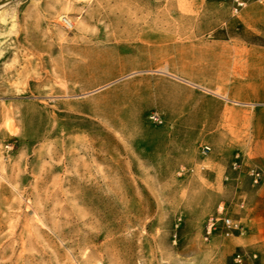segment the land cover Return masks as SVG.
Masks as SVG:
<instances>
[{"label":"rangeland","instance_id":"374dc122","mask_svg":"<svg viewBox=\"0 0 264 264\" xmlns=\"http://www.w3.org/2000/svg\"><path fill=\"white\" fill-rule=\"evenodd\" d=\"M241 15L0 0V264H264L252 114L212 91ZM220 206L241 233L206 236Z\"/></svg>","mask_w":264,"mask_h":264},{"label":"crops","instance_id":"0c3cea01","mask_svg":"<svg viewBox=\"0 0 264 264\" xmlns=\"http://www.w3.org/2000/svg\"><path fill=\"white\" fill-rule=\"evenodd\" d=\"M241 17L242 34L235 32L228 38L213 41L212 91L243 101L244 109L252 114L251 135L256 142L250 153L257 159L255 161L263 163L264 0H248V7ZM260 194L264 199V183Z\"/></svg>","mask_w":264,"mask_h":264},{"label":"built area","instance_id":"2783aa9c","mask_svg":"<svg viewBox=\"0 0 264 264\" xmlns=\"http://www.w3.org/2000/svg\"><path fill=\"white\" fill-rule=\"evenodd\" d=\"M232 6V13L234 16L240 15L248 6L247 0H225ZM62 23L67 29L73 28V23L67 17H63ZM240 167L236 162L233 166L234 170ZM249 175L252 178L255 186H261L264 181V172L257 168H250ZM242 224L225 213L223 206H220L217 214L210 217L206 226V236L211 237L215 232L220 231L225 237L230 238L242 232ZM241 260V255H238Z\"/></svg>","mask_w":264,"mask_h":264},{"label":"bare ground","instance_id":"6f19581e","mask_svg":"<svg viewBox=\"0 0 264 264\" xmlns=\"http://www.w3.org/2000/svg\"><path fill=\"white\" fill-rule=\"evenodd\" d=\"M62 18V17H61Z\"/></svg>","mask_w":264,"mask_h":264}]
</instances>
